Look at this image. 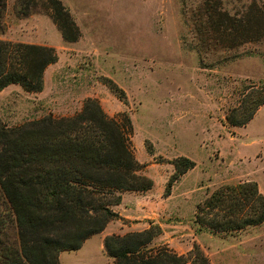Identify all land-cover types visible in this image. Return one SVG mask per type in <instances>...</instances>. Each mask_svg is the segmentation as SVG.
I'll return each mask as SVG.
<instances>
[{"label":"rangeland","instance_id":"374dc122","mask_svg":"<svg viewBox=\"0 0 264 264\" xmlns=\"http://www.w3.org/2000/svg\"><path fill=\"white\" fill-rule=\"evenodd\" d=\"M25 1L0 0V38L51 45L57 60L46 66L40 91L19 83L0 88L1 121L14 126L71 115L86 97L96 98L108 114L129 117L124 136L142 164L139 172L155 179L156 195L181 207L184 255L197 245L210 264H264V222L218 232L195 219L198 203L216 190L217 200H210L216 220L254 213L240 182L253 180L264 194V103L242 125L226 119L252 87H264V36L231 48L215 40L201 44L193 18L203 0H61L80 30L67 42L45 13L46 0ZM184 156L193 164L173 179L174 161ZM165 245L176 252L162 242L148 246ZM105 258L93 239L81 252L63 251L59 262L103 264Z\"/></svg>","mask_w":264,"mask_h":264},{"label":"trees","instance_id":"16d2710c","mask_svg":"<svg viewBox=\"0 0 264 264\" xmlns=\"http://www.w3.org/2000/svg\"><path fill=\"white\" fill-rule=\"evenodd\" d=\"M31 1L36 0L25 3ZM46 1L45 13L62 38L75 41L80 30L69 9L61 0ZM233 1L236 4L230 8L226 6L230 0L202 1L193 18L201 44L215 40L211 43L231 48L262 39L264 1ZM28 6L22 12L27 13ZM56 60L51 45L0 38V88L19 83L26 90L40 91L46 66ZM111 84L117 96L124 98L123 90ZM246 103L250 105L245 108ZM262 103L264 87H252L226 119L242 125ZM130 129L129 117L120 120L108 114L93 97H86L81 109L71 115L46 114L14 126L0 119V264H60V252L79 249L118 217L111 205L120 202L122 191L152 187L153 180L139 172L142 164L127 147L124 133ZM174 163L173 179L193 164L185 156ZM238 189L254 204V213L212 218L210 200H217L220 191L216 190L198 203L196 222L218 232L263 223L264 194L256 182L242 181ZM159 233V226L150 225L142 231L105 236L106 254L114 259L108 264H210L197 245L187 255L166 245L149 248Z\"/></svg>","mask_w":264,"mask_h":264},{"label":"crops","instance_id":"0c3cea01","mask_svg":"<svg viewBox=\"0 0 264 264\" xmlns=\"http://www.w3.org/2000/svg\"><path fill=\"white\" fill-rule=\"evenodd\" d=\"M147 176L153 180L152 187L141 191H122L120 202L112 206L113 211L119 214V218L108 221L101 232L90 236L79 249L74 251H83L90 241L97 239V243L106 255L103 264L112 263L114 259L106 254L103 247V240L106 235H123L127 232L145 230L150 225H157L160 228V233L152 239L151 244L155 245L162 242L168 244L178 254H184V228L182 226L184 214L182 209L179 206L169 205L168 196L156 195V191H153L155 179L150 174ZM62 252H60L59 257Z\"/></svg>","mask_w":264,"mask_h":264}]
</instances>
